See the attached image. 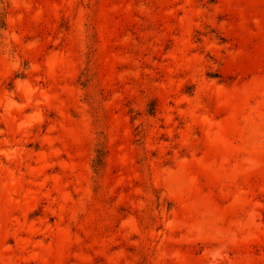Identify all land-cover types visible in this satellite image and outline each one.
Masks as SVG:
<instances>
[{
  "label": "rangeland",
  "instance_id": "374dc122",
  "mask_svg": "<svg viewBox=\"0 0 264 264\" xmlns=\"http://www.w3.org/2000/svg\"><path fill=\"white\" fill-rule=\"evenodd\" d=\"M0 264H264V0H0Z\"/></svg>",
  "mask_w": 264,
  "mask_h": 264
}]
</instances>
